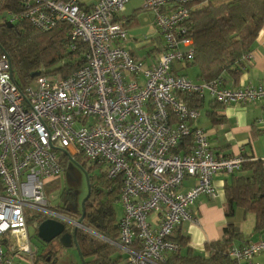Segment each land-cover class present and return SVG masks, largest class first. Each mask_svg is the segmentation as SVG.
I'll return each instance as SVG.
<instances>
[{"label": "built area", "instance_id": "built-area-1", "mask_svg": "<svg viewBox=\"0 0 264 264\" xmlns=\"http://www.w3.org/2000/svg\"><path fill=\"white\" fill-rule=\"evenodd\" d=\"M130 1L97 0L88 8L77 0H20L22 12L9 13L10 23L27 19L43 32L66 22L71 38L88 49L72 75H42L24 90L9 56L0 55V264L32 263L29 214L88 229L49 207L45 185L62 176L61 155L84 156L110 179L122 176L120 234L111 243L124 264H165L180 252L172 239L176 228L198 221L192 207L201 195L220 196L217 174L242 168L244 150L216 153L197 124L201 110L186 96L252 103L264 99V82L233 88L222 79L195 82L179 73L195 56L189 4L200 0H145L163 43L149 61L136 57L124 47L129 33L117 20ZM183 141L191 143L189 153L176 152ZM187 178L197 183L181 191ZM261 252L264 240L229 250L241 264H259L253 259Z\"/></svg>", "mask_w": 264, "mask_h": 264}, {"label": "trees", "instance_id": "trees-1", "mask_svg": "<svg viewBox=\"0 0 264 264\" xmlns=\"http://www.w3.org/2000/svg\"><path fill=\"white\" fill-rule=\"evenodd\" d=\"M189 35L194 40L195 56L186 62L183 68L198 69L197 80L211 82L225 76L237 84L243 72L251 63L248 58L261 29L264 27V0H200L189 4ZM147 9V8H145ZM22 12L20 0H0V14ZM126 27V24H125ZM87 43L70 36V25L59 23L51 31L43 32L34 27L27 19L10 23L7 18L0 20V55L9 56L13 69V79L21 89L31 85L42 75H61L66 78L82 67L86 62ZM186 100L191 107L203 109L204 98L198 94ZM215 102V101H213ZM220 106V104H217ZM212 122L223 120L213 110L207 112ZM191 143L183 141L177 148L178 153H189ZM254 156L245 155V161L239 173H233L225 183L227 215L235 207L253 213L256 216L255 232L264 234V161L253 160ZM84 156H77L85 173L90 177V195L85 203L86 213L83 224L92 226L96 234L79 229L77 239L80 261L72 264H123L125 259L119 248L111 242L118 240L120 234L119 219L114 204L120 201L122 176L115 179L107 177L104 168L90 160L82 163ZM62 166H67L68 158L60 156ZM101 168L100 173L96 170ZM61 188V177L45 185V194ZM68 189H63L58 204H49L50 209L60 213H70L67 197ZM72 213L82 216V207ZM43 213L28 215V226L36 222L39 225L50 218ZM68 229H74L66 224ZM172 239L187 244L188 238L180 232L173 233ZM243 231L229 223L222 239L206 244L205 253L198 254L188 248L186 252L168 255L165 264H240L229 254L236 240L242 239ZM62 244V243H61ZM63 246V244H62ZM51 255V256H50ZM52 257V258H51ZM50 258V260H48ZM55 260V261H54ZM61 259L55 252L44 254L34 252L33 264H59Z\"/></svg>", "mask_w": 264, "mask_h": 264}, {"label": "crops", "instance_id": "crops-1", "mask_svg": "<svg viewBox=\"0 0 264 264\" xmlns=\"http://www.w3.org/2000/svg\"><path fill=\"white\" fill-rule=\"evenodd\" d=\"M81 5L91 8L97 0H77ZM145 7V0H131L125 11L117 16V20L121 22L129 33L128 40L123 44H129L131 48L129 51L136 57H143L144 59L153 58V48L158 46L161 49L163 38L160 35L153 21L154 12H151V25L149 28L136 29L135 37L141 38V34H149L143 44L130 35L129 23H139L140 20L135 18L140 9ZM151 11V10H150ZM155 26V27H154ZM155 38L157 42H155ZM151 45L150 49L146 51L145 55H140V49L144 46ZM154 45V46H153ZM153 46V47H152ZM158 46L156 47L158 49ZM160 49L158 51L160 52ZM151 55L149 56L150 52ZM149 57H148V56ZM156 56V55H155ZM251 63L243 72L237 84H234L233 79L225 76L227 80V87H243L246 85H259L264 82V27L259 32L256 41L253 44L251 52ZM181 69V70H180ZM195 69V76L198 74V69ZM179 73L187 74V68H179ZM189 77V76H188ZM190 78V77H189ZM191 79V78H190ZM195 82H200L194 80ZM210 95L206 94L204 97V107L201 110V117L197 122L198 125L205 128L210 142L216 153L223 155H235L244 150V155L254 156L264 160V99L252 103H231L220 104ZM214 111L222 121L214 123L209 118L207 112ZM203 111L205 112L203 114ZM232 174L219 173L214 177L215 185L220 190V196L217 198H210L206 195H201L196 204L192 207L193 214L197 217V222H185L178 226L174 233L180 232L182 237L188 238L187 244H181V252H186L188 248H192L195 253L204 254L205 246L208 243L219 241L224 235V230L229 223L238 226L244 233L242 239L236 240L234 245L245 246L249 243L264 240V234L255 232L256 216L253 213H247L244 209L235 207L232 215H227V200L225 196V183L231 180ZM197 183L195 178H187L181 188V191H186ZM174 235V234H173ZM121 251V250H120ZM122 252V251H121ZM125 259V256L122 252ZM254 262L264 264V252L257 254L254 257ZM241 264V262H239ZM124 264V261H123Z\"/></svg>", "mask_w": 264, "mask_h": 264}, {"label": "rangeland", "instance_id": "rangeland-1", "mask_svg": "<svg viewBox=\"0 0 264 264\" xmlns=\"http://www.w3.org/2000/svg\"><path fill=\"white\" fill-rule=\"evenodd\" d=\"M128 4H127V6H128ZM151 12L152 11H150L149 9L143 8V9L139 10L137 15H135V18L140 20V24L138 22L133 24V25H132V23H129L128 27L130 29V35L132 37L137 38V37H135V35L137 33L136 29L144 28V27L149 28V26L152 27V25L150 24L151 23ZM5 18L10 19L9 13L5 12V13L0 14V20L5 19ZM153 21H154V18H153ZM152 29H153V27H152ZM147 37L150 38L151 36L149 34L147 35V34L142 33L141 38H139V39L137 38L138 40H142V41H140V45L144 43V41L146 40ZM155 42H157L156 38H155ZM157 46H158V42L156 43V47ZM129 47L131 48V46L129 44H126V48L128 50L130 49ZM150 47H151V45H147V46H144V48L140 49V55H142V56L145 55L146 51L149 50ZM156 47L153 48V51H155L153 53V55H155V54L158 55L160 53L158 51V49H160V47L158 46V49ZM152 52L149 53V56L151 55ZM141 58H143V57H141ZM150 59L147 58V61H149ZM187 74L191 79L197 80V76H195V69L189 68L187 70ZM204 113L205 112L203 111V114ZM84 160L89 161L88 158L84 157V158H82V163H84ZM100 172H101V168H98L96 170V173H100ZM237 173H239V172H237ZM63 189L69 190L70 195H69V197H67V200H68V206H69L70 210H72L70 213H67L65 216L72 219V220H77L78 218H77L76 214H73L72 212L75 209H80L79 206L82 204V201L88 192L87 178H86L85 172L82 169L79 162L69 159L67 166L65 167V170L61 176V188L59 190H51L50 191L49 197L52 198V199H50V202L53 205L58 204V202L60 201V195H61V192L63 191ZM114 206H115L116 213H117V219L120 220L122 218V215H123V206H122L120 201H117L114 204ZM87 228L89 230L93 229L92 226H87ZM29 233H30V237H31L33 253L34 252L41 253L43 251V248L47 247V249H52L55 252L57 251L59 258L61 259V262L59 264H72V261H77V262L80 261V256H79V252L77 251V249L75 247L62 246L61 242L58 239L53 240V242H51V243L47 244V246H45V243L40 239L38 233H36V222H32L29 224ZM14 264H29V263H27L26 261H23V260L20 261L17 258L14 261ZM30 264H33V261H32V263L30 262Z\"/></svg>", "mask_w": 264, "mask_h": 264}, {"label": "water", "instance_id": "water-1", "mask_svg": "<svg viewBox=\"0 0 264 264\" xmlns=\"http://www.w3.org/2000/svg\"><path fill=\"white\" fill-rule=\"evenodd\" d=\"M85 175L87 178L88 193L82 201V216L78 219V222L80 224H83V221L85 218V213H86L85 203L89 198L90 190H91L89 175L88 173H85ZM79 229H82V228L79 226H75L73 233L66 232L67 226L65 225L64 222L57 220L55 218H48L39 225L38 235L40 239L44 243H47V244L52 242L59 236H61L60 241L63 244V246H66V247L76 246L79 251V244H78V239H77V232ZM88 231L93 234L95 233L94 231H91V230H88ZM48 260H50V258H48Z\"/></svg>", "mask_w": 264, "mask_h": 264}, {"label": "flooded vegetation", "instance_id": "flooded-vegetation-1", "mask_svg": "<svg viewBox=\"0 0 264 264\" xmlns=\"http://www.w3.org/2000/svg\"><path fill=\"white\" fill-rule=\"evenodd\" d=\"M85 172V171H84ZM89 179H90V177H89ZM88 193V192H87ZM81 207H82V204L80 205ZM73 230L74 229H68L67 228V230H66V232H70V233H73ZM78 233V232H77ZM60 238H61V236H59L58 238H56V239H58L59 241H60ZM53 242V241H52ZM61 242V241H60ZM51 243V242H50ZM49 244V243H48ZM62 245V244H61ZM45 246H47V243H45ZM44 254H46V253H50V252H55L54 250H52V249H47V247H44L43 248V251H42ZM41 252V253H42ZM56 254H57V251L55 252ZM58 255V254H57ZM51 256V255H50ZM52 258V257H51ZM55 261V260H54Z\"/></svg>", "mask_w": 264, "mask_h": 264}]
</instances>
